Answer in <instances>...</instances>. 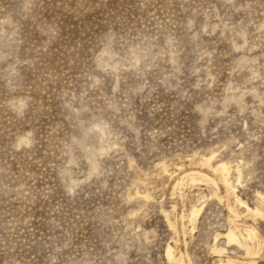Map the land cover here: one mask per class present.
<instances>
[{"label":"rangeland","instance_id":"rangeland-1","mask_svg":"<svg viewBox=\"0 0 264 264\" xmlns=\"http://www.w3.org/2000/svg\"><path fill=\"white\" fill-rule=\"evenodd\" d=\"M169 249L264 264V0H0V264Z\"/></svg>","mask_w":264,"mask_h":264},{"label":"bare ground","instance_id":"bare-ground-1","mask_svg":"<svg viewBox=\"0 0 264 264\" xmlns=\"http://www.w3.org/2000/svg\"><path fill=\"white\" fill-rule=\"evenodd\" d=\"M203 161V160H202ZM204 165L208 164L209 167H212L213 170L215 172H217L222 184L225 186L226 190L228 193L233 192V182L231 181L230 177H231V169L232 167L230 168L229 165H227L226 163L224 162H218L215 166H212L210 163H209V159H204V162H203ZM238 169V168H237ZM191 175H198L200 177H202L203 179H206L207 181H210L212 180V182L214 181V179L210 178L209 176H207L205 173L203 172H200V171H193L192 173H190ZM187 175H189L187 173ZM194 177V176H193ZM240 178V174L238 175V180ZM179 183V182H178ZM215 184V183H214ZM217 185V184H216ZM231 193V194H232ZM234 196H235V199L236 201L240 204V206H243L246 208L247 211H250V213L252 214L253 210L252 208L247 204V201H244L243 198H240L236 193H234ZM259 198V197H258ZM234 207V206H233ZM233 209V208H232ZM257 210V209H256ZM235 215H238V211H236L235 209H233ZM252 211V212H251ZM255 211V210H254ZM199 212V209L195 208L193 211H192V214L191 215H195ZM256 212V211H255ZM260 214V213H258ZM240 215V214H239ZM238 217V216H236ZM193 218V217H191ZM235 223V221H234ZM233 224V223H232ZM237 224V223H236ZM236 227V226H235ZM249 227V226H248ZM237 228V227H236ZM255 228H246V236L249 237V238H254L256 237V233L254 231ZM245 231V229H244ZM243 234V233H242ZM220 235V234H219ZM226 237L228 239V242H231V243H236V244H240L241 243V237L240 236V232L238 234V232L236 231V229L234 228H230L229 231L226 233ZM244 238V237H243ZM247 242V241H246ZM242 244V243H241ZM248 245V244H247ZM245 246V245H244ZM247 247V246H246ZM218 249V248H216ZM222 250V249H221ZM220 252V249L218 250ZM256 250H253L251 245L249 247L246 248V254H254ZM168 256L170 258H173L175 260V264H181L182 262H180L179 259L175 258L173 253L171 252V250L169 249L168 250ZM251 262V261H250ZM253 262H251L252 264Z\"/></svg>","mask_w":264,"mask_h":264}]
</instances>
